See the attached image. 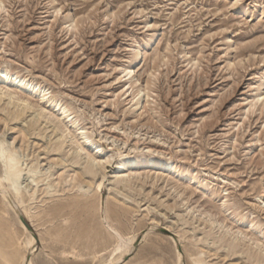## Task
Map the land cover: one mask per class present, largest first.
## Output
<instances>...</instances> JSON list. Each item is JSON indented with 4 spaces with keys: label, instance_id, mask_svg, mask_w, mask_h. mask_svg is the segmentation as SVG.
<instances>
[{
    "label": "rangeland",
    "instance_id": "1",
    "mask_svg": "<svg viewBox=\"0 0 264 264\" xmlns=\"http://www.w3.org/2000/svg\"><path fill=\"white\" fill-rule=\"evenodd\" d=\"M0 88V264H264V0H0Z\"/></svg>",
    "mask_w": 264,
    "mask_h": 264
},
{
    "label": "bare ground",
    "instance_id": "2",
    "mask_svg": "<svg viewBox=\"0 0 264 264\" xmlns=\"http://www.w3.org/2000/svg\"><path fill=\"white\" fill-rule=\"evenodd\" d=\"M134 49H135V52L133 53V61L135 63L137 61V59L140 57V55L142 54V51H141V47L140 46H138V47H136ZM134 70L135 69L133 67L124 68L125 75L129 76V78H130L135 73ZM3 73H4V75L6 77H10L8 71H4ZM15 80H18V83L25 81L24 79H21L19 76H15ZM25 83L28 84V88L29 89H34L35 88L29 82H25ZM140 92H141V90H140ZM0 94L2 96L3 95L7 96L9 98L10 102H12V100L16 98L15 107L17 108V110H15V112L13 114H14V116L17 119L23 117V115L26 114L27 110L32 108L31 103L28 100L23 99L20 96H15V94L13 92L4 91L2 88H0ZM141 100H142V98L139 99V102H141ZM37 115L39 116V118L40 117H44L45 119H50L44 112H38ZM6 120H8V119H6ZM7 123H8V121H7ZM25 123H27V121H25ZM32 123L36 124L37 120H33ZM28 130H29V126L26 127L23 124L22 131L24 133H28ZM7 132H8V130H6V132L4 134L2 133L3 134L2 135V140H1L2 144L0 145V158H1V160L3 162V165H4V168H5L4 177H0V192L3 195V197L8 199L12 203V205H13L14 209L16 210V212L18 213V215H20L21 221L24 223V225H26L27 223L25 221V217H24V214H23L24 212L21 211L22 209L20 210V205L12 198L11 194H12V190H16L18 192L20 191V189L22 187V183H23L21 179L25 178V176L28 174V172H26L25 168L22 167L23 163L21 162L22 160H21V157L19 156L20 147H18L15 144V139H13L12 141H8L6 139L5 136L7 135L6 134ZM68 138L72 139V136L67 134V133H65L64 129L61 130L60 136H59V139H58V141H60L59 145L62 146L65 143H67V141H68L67 139ZM71 150H73L72 151L73 153H77V156H81L82 155V151H83V147L80 144L72 145V147L70 148V151ZM87 156H88V159L86 161L87 165L83 168V170L81 172L82 175L85 176V177L88 176L89 174L97 173L98 169H99L98 166H100V161H98L95 157H93V156H91L89 154H87ZM62 161L64 163H67L69 161V159H64L63 158ZM30 171L31 172H35V170H33V169L30 170ZM30 176H32V175H29V177ZM116 179L117 180L130 181L131 180V175L126 174V173H119L117 175ZM5 181H7L9 183V185H7L5 183ZM79 189L82 190L83 192H86L85 187H84L83 184L79 185ZM104 218L107 220L106 214L104 215ZM108 226L111 229V231H113L116 234H120L115 228H113L109 224H108ZM33 241H34V239L32 238V240H30V243H33ZM133 246H134V244L132 243L130 250L132 249ZM125 257H126V254L121 255L113 263H110V264H121L124 261ZM181 262H183V261H181ZM24 263L25 264H33L30 260H26V262H24Z\"/></svg>",
    "mask_w": 264,
    "mask_h": 264
}]
</instances>
